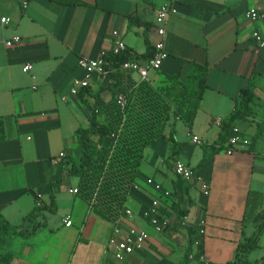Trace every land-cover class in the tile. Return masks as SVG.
I'll return each mask as SVG.
<instances>
[{"label": "crops", "instance_id": "obj_1", "mask_svg": "<svg viewBox=\"0 0 264 264\" xmlns=\"http://www.w3.org/2000/svg\"><path fill=\"white\" fill-rule=\"evenodd\" d=\"M77 1L81 4L0 0V219L21 232L4 246L12 256L10 264H178L188 228L197 233L189 264L229 263L238 245L254 233L253 224L243 220L249 192L264 194V51L252 39L254 31L264 33V19L245 18L249 8L264 12V0H177V13L166 24L168 58L147 79L157 85L166 75H184L189 70L185 62L193 61L208 67L206 88L193 126L189 129L173 119L164 138L145 149L125 204L131 215L116 223L101 219L69 192L77 188V178L74 185L64 180L71 177L70 163L80 159L76 131L88 126L87 105L101 107L109 101L116 93L113 81L92 76L88 89L77 96L70 88L74 79L86 78L77 60L108 50L116 39L114 32L136 56L144 55L148 46L153 50L159 39L155 13L164 0ZM2 18L8 23H1ZM14 37L20 43L6 47ZM27 64L31 69L25 72ZM134 74L132 78L140 81ZM244 89L253 94L251 114L236 128L247 141L230 155L224 143L198 167L204 148L211 154L210 148L218 147L223 123ZM194 136L201 143H194ZM67 142L79 149L76 161L70 158ZM60 153L64 157L59 158ZM60 161L68 165L61 168ZM177 161L209 183L207 196L198 181L175 175ZM147 178L171 193V206L164 210L169 223L175 220V202L187 209L163 233L143 217L157 195L146 186ZM36 206L54 209L59 222L51 225V212L43 211L35 221L42 225L34 229L26 217ZM67 215L69 227L64 223ZM131 227H150L153 233L141 251L118 261L108 250L109 239L115 228L123 235ZM247 261L264 264V230Z\"/></svg>", "mask_w": 264, "mask_h": 264}, {"label": "trees", "instance_id": "obj_2", "mask_svg": "<svg viewBox=\"0 0 264 264\" xmlns=\"http://www.w3.org/2000/svg\"><path fill=\"white\" fill-rule=\"evenodd\" d=\"M51 1L61 5L81 4L77 0ZM153 54L154 48L152 50L148 46L142 56L125 51L116 59L135 60L144 64ZM185 63L189 64V70L184 75L181 72L166 75L157 85L149 79L134 80L133 73L129 71L114 72L107 78L113 81L112 88L116 90L115 95L101 107L87 105L88 126L76 131L80 159L79 162L70 163L68 175L78 180L76 195L83 199L89 205L91 212L101 219L116 223L125 216V204L136 185L143 153L156 140L164 138L165 130L171 121L179 119L189 129L193 126L206 88L208 67L193 61ZM119 95L124 99L123 106L117 102ZM252 100L253 94L244 89L237 107L223 123L218 147L210 148L211 154L209 147H205L198 167H202L222 145L224 146L232 136L234 128L247 121L251 114ZM101 139L106 143L100 144ZM171 141L174 142L173 134ZM64 163L68 165L67 161L57 162L61 168ZM52 185L54 184L49 186L51 207L54 205ZM172 209L178 217L187 214L186 207L182 208L178 202H175ZM43 211L52 213L54 209L48 206H36L26 217L34 222V229L42 225L35 221ZM243 220L253 224L254 233L238 245L233 259L227 264H247L248 255L258 247L260 235L264 230V194L249 192ZM17 229L18 227L0 219V264L11 262L12 256L4 251V246L14 235L21 234ZM187 238L184 255L178 264H189L197 233L192 228H188Z\"/></svg>", "mask_w": 264, "mask_h": 264}, {"label": "built area", "instance_id": "obj_3", "mask_svg": "<svg viewBox=\"0 0 264 264\" xmlns=\"http://www.w3.org/2000/svg\"><path fill=\"white\" fill-rule=\"evenodd\" d=\"M177 0H164L155 13L156 33L158 40L154 44V54L150 60L144 64H140L135 60L119 61L116 57L120 56L126 51L125 43L122 39L116 37L117 33H113L115 41L113 45L107 50L102 49L96 58L81 57L77 60L78 68L86 74L85 79H74L70 88V94L77 96L79 91L86 89L89 86V78L97 76L99 78H107L110 74L119 71H129L137 74L139 79L147 80L150 72L158 71L163 62L168 58V53L164 45V37L166 34V24L169 18L177 13L176 4ZM245 18L250 22H256L264 19V12L255 8H249L245 12ZM1 23L7 24L8 20L1 19ZM252 39L256 46L264 51V33L254 31ZM20 43V38L14 37L5 42L6 47L11 48ZM31 69V65L27 64L23 70L27 72ZM119 105H124V99L121 95L117 97ZM217 125H220L221 120H215ZM194 143H201L198 137H193ZM246 138L241 134L238 128L233 129L232 136L227 140L226 153L232 154L238 145L246 142ZM64 157L63 153L59 154V158ZM175 175L186 182L196 180L200 183L201 191L204 195L209 194V183L199 177L196 172L181 161L174 164ZM146 186L152 189L157 195L151 200L148 208L143 212V217L151 224L152 227L158 232L164 231L169 224L164 210L169 208L171 193L164 189L159 183L151 178L145 180ZM73 194H77V189L69 190ZM125 215H131L130 210H125ZM122 218V217H121ZM65 226L72 225L71 216L67 215L64 219ZM149 240V235L146 231L131 227L123 235H120L119 229L115 228L108 242V250L113 254L114 258L118 261H124L129 255L141 251Z\"/></svg>", "mask_w": 264, "mask_h": 264}, {"label": "rangeland", "instance_id": "obj_4", "mask_svg": "<svg viewBox=\"0 0 264 264\" xmlns=\"http://www.w3.org/2000/svg\"><path fill=\"white\" fill-rule=\"evenodd\" d=\"M155 72L156 71H152V74H155ZM135 75V74H134ZM136 77H138V75L136 74L135 75ZM31 137H33L32 135H31ZM67 149H69L68 151H69V155H70V158L72 159V160H74V161H76L77 160V156H78V154H79V149H77V148H71L70 147V145H69V142H67ZM65 182L67 183H69L70 182V184L71 185H74L75 184V178H73V177H65ZM48 217L51 219V225L52 224H56V223H58L59 222V213L58 214H56V213H51V215H48ZM174 217H175V220H173V218H172V221H170V223L168 224V227L164 230V231H162L161 233H163V232H165L166 230H168V228L169 227H173V224H174V221H178V220H180V217L178 218V216L176 215V213H174ZM145 229V228H144ZM143 229V230H144ZM144 231H146L148 234H152L153 233V230L150 228V227H146V230H144ZM151 237V236H150Z\"/></svg>", "mask_w": 264, "mask_h": 264}]
</instances>
